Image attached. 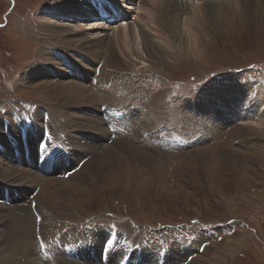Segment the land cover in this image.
<instances>
[{
    "label": "rangeland",
    "instance_id": "374dc122",
    "mask_svg": "<svg viewBox=\"0 0 264 264\" xmlns=\"http://www.w3.org/2000/svg\"><path fill=\"white\" fill-rule=\"evenodd\" d=\"M196 2L213 3L214 7L192 9L190 5H201ZM122 3L124 7L117 2L114 4L119 11V18L108 20L107 16L85 19L76 18L73 14L69 17L67 14L62 17L56 12L65 5L58 6L57 0H0V125L1 134L8 136L6 142L1 143L0 140V162L4 165L6 163V166L18 170L35 169L31 164L20 161L17 152L11 158L3 149L7 150L8 146L14 144L13 140H9L10 122L20 131V120L24 116H28L24 119L28 127L31 124L27 120L33 114L46 110L43 116L45 124L48 114L59 109L54 105V100L40 92L42 82L75 80L73 82L77 85L86 87L96 84V74L103 62L91 63L92 59L85 51L76 54L69 50L67 53L70 58L64 55L66 61L71 63L67 68L64 64L58 65V56L51 57L49 61H44L43 56V59H39L46 47H53L57 52L61 51V55L64 54L61 50L64 45L59 44V39L47 34L53 26L58 29L60 24H71L68 28L73 32L83 30L81 33L92 37L100 29L92 33L87 29L90 23L112 25L111 28L121 23L119 27L125 38L124 48L132 63L130 69L140 75L139 79L154 82L158 75L151 68L157 63L161 69L159 76H162L159 80L163 79L166 83L163 87L165 112H161L164 116L159 125H151L157 128L162 138L164 136L165 142L154 145L130 136L120 137L133 144L135 151L139 150L146 156H150L152 150L154 155L162 159L161 169L156 173L150 172L149 168L137 165L138 161L134 160L136 157L132 156L134 162H131L127 155V159H122L118 174L120 181L106 183L103 177L110 175V171L101 172L84 183L80 180L84 172L76 176L68 184L78 188L77 194L65 190L56 195L53 202L55 209L48 212L43 222L42 218L34 214L35 251L31 256L17 257L16 264H60L52 255L57 246L67 248L61 250L65 252L81 247L77 254L82 253V250L92 251L88 256V264H264V131L243 126V130L237 131L241 127L238 125L241 120H236V116L230 118L224 114L217 118L218 114L221 115L218 109L221 104L216 99L214 89L215 86H225L233 77L248 80L249 84L264 83V0L260 3L254 0L249 13L245 12L240 1L236 5L237 0H178L179 4L184 5L185 11H169L168 17H176L175 26L166 28L167 35L162 39L149 34V41L162 47L160 51H152L151 57L140 33L147 27L137 22L134 14L147 15L146 19L149 20L152 15L148 13L153 11L150 8L142 9L141 6L147 5L139 3L136 4L139 10L132 11L130 14L133 16H126L123 14L128 12L127 6L135 2L123 0ZM232 4L235 5L230 6ZM224 6L230 7L224 11ZM50 16L54 17L51 22L53 26H48L45 21L51 19ZM126 28H131L134 36L132 52L126 43ZM104 32L103 35H109L105 39V43H108L113 38V31L109 29ZM81 33L78 35L81 36ZM193 38L199 44L197 50L192 47ZM45 41L48 43L43 47L41 42ZM114 47L119 60L124 61L118 48ZM106 57L107 53L104 52L102 60ZM78 65H84L83 72L87 75L84 81H79L81 76L79 80L75 79L69 72H75ZM95 66L96 74L93 73ZM37 67L49 70L50 76L45 78L43 75L31 74L38 72L35 70ZM109 88L110 85L107 90ZM121 100L114 102L119 103ZM240 105H237V109ZM76 108L61 110L68 115H78L80 122L87 121L86 114L90 116L93 113L91 108L85 106ZM95 108L101 110L97 104ZM140 113H134L135 122ZM161 124L165 126L161 127ZM104 127L105 135L111 136L103 144L102 149L106 150V146L111 147V143L118 138L109 131L107 125ZM231 132L233 137L229 139ZM74 135L70 133V136ZM176 137L182 143L178 139L175 143ZM139 142L144 143L142 147ZM112 150L108 148L106 151ZM122 155L125 154L122 152ZM82 158L86 157H79ZM37 165L41 167L40 163ZM0 169L3 168L0 166ZM67 175L59 174L56 178L68 180ZM3 188L0 185L2 192ZM32 188L24 192L20 202L25 204L23 201H29L34 207L39 187ZM2 192L0 202L4 204L0 203V207H11L9 203L13 202L8 200V194L3 196ZM19 194L9 193L14 197H19ZM77 225L89 229L90 235L80 239L73 229ZM110 237L108 247L112 252L99 261L97 251ZM101 251V257H105L106 252ZM178 252L181 256L177 255ZM176 256L180 258L177 257V260ZM76 259L75 262L78 261Z\"/></svg>",
    "mask_w": 264,
    "mask_h": 264
},
{
    "label": "bare ground",
    "instance_id": "6f19581e",
    "mask_svg": "<svg viewBox=\"0 0 264 264\" xmlns=\"http://www.w3.org/2000/svg\"><path fill=\"white\" fill-rule=\"evenodd\" d=\"M162 1L163 0H143V2H137V0H134L135 4H129V6H127L126 8L128 12L123 14H126V16H128V14L132 13V11L136 10L137 12V8L139 10L140 7H137L136 4L139 3H142L144 6L147 5L146 7L141 6L142 9L150 8L151 11L154 12L148 13V15H152L153 17L152 18L150 16L148 18L149 20L146 19L147 15L142 16L138 13L134 14V19L137 22H140L141 25L147 27L146 30H141L140 33L144 38L145 47L148 51L149 57L153 56L152 51L157 52L162 50V47L159 44L155 45L152 44L151 40L149 41V36L154 35L156 38L162 39L167 35L166 28L168 29V27H170L171 25L175 26V23L177 21L176 17H168L169 11H172V9L183 13L185 11L183 8L184 5L179 4L178 0L177 2L176 0ZM239 1L244 6V8H242L245 9V12L249 13L252 5L254 4V0H237L236 5H238ZM257 1L258 3H260V1L262 0H256V2ZM116 2L117 4H123V0H57L58 6L65 5V7L57 10L56 13H58L59 15L61 14L60 16L62 17L68 15L69 17H71L70 15L73 14L74 16H76V18L78 17L87 19L88 17H97L101 19L100 17L107 16L109 17L107 18L108 20H110V18L117 20L120 14L118 13L119 11L115 9L114 4ZM196 3L201 4L202 2ZM233 5L235 4H232L230 6ZM230 6H224L222 9H225L224 11H226L227 7ZM91 7H93L94 12ZM190 7L192 9L205 7L210 8L214 7V4L207 3L201 5H190ZM112 9L114 10L113 14L117 16H114L112 14ZM145 10L147 12V9H144V11ZM120 13L122 14V11H120ZM54 15L56 16V14ZM130 15L133 16V14ZM53 18L54 17L45 20L49 24L48 26H53L51 25ZM90 24V28L87 29L92 31V33L100 29L98 33L92 34L94 35L92 37L84 35V32L81 33V31L83 30L73 32L68 28V26H70L71 24H60V27L57 26L58 29L53 26L52 30H49L47 34L50 36L52 35L54 39H59V44L64 45V48L61 49L62 53L64 54L61 55V51L57 52V50L53 47H46L41 52L39 59L41 60L44 57V61H49L52 60L51 57L58 56L59 59L56 57L58 65L63 66L62 64H64V66H66L67 68L68 66H71V63L66 61L67 59L64 57V55L66 54L69 57L67 53L69 50L76 54L85 51L88 54L87 56L92 59L91 63L103 62L101 63L102 66H100V71H98L99 73L96 74L95 72L97 69V65L94 67L93 73L96 74V84H91L90 87H86L77 85L75 83V80H70L72 82L69 81L62 83H51L49 81L42 82L39 86L40 92L45 93V96H47L51 100H54V105L58 106L59 108L56 110L57 112H54L52 110L50 115L48 114L49 118L47 122L44 124L43 116H45L44 113L46 112V110L42 109V113L40 111H38L39 113L35 111L36 113L34 112L35 114H33L27 120L31 124L28 127L26 126L24 120L25 118H28V116H24V119L20 120V131H17V126L14 123L10 122L11 125L9 131V140H13L12 142L14 143V147L8 146L7 150H5L4 148L3 151H5L6 154L11 158H13V155L15 154L14 152H17V158H19L20 161H24L26 164H31L32 166H34L35 171L33 170V172L30 169V171H26L23 169L18 170V168L16 167V169H13L10 166H6V163L4 165L2 162H0V166L3 168L0 169V185L4 186V191L2 192L1 189L0 191L2 192L3 196H6L8 194V200L13 202L9 203V205H11V207L9 208H7V206L0 207V264H16L17 257L22 258L34 253L35 247L33 241V231L35 228L34 223L36 219L34 217V214H37V218H42L43 222V218H46L48 216V212L51 213V211L55 209V205L53 202H55L54 197L56 195L65 190H70L77 194L78 188L71 187V184L68 183L76 176L81 175V173L84 172V175L80 178L83 183L86 182V180L88 181L92 177L99 176L101 172L105 173L106 171H110L111 173L110 175L103 177L106 183L120 181L118 174L120 173L119 171L121 169V163H123L122 159H127V155L130 157L128 160L131 162H134L131 160V157H136L137 159H134L138 161V164H136H141L142 166L149 168L150 172L156 173L159 169H161L160 165L162 163V159H160L158 155H154V152L152 150H150L151 155L146 156L139 150L135 151L134 145L129 141L124 140L125 138H120L122 135L127 138H129L130 136L135 139H140L141 141L145 140V143H153L154 145H160L161 143L165 142L163 134L162 138L160 135L161 133H159L157 128L155 129V126L152 127V123L157 125L161 122V117L164 116L161 112H165V109L163 108L165 107L164 104L166 98L163 87L166 83H164L163 79L159 80L161 79L159 77H162L159 76L161 71L160 65L157 63L154 65L152 64L153 66L151 68V71L154 70L156 76L158 75L157 80H155L154 82H145L144 80L139 79L138 76L140 75H138L133 69H130L132 67V63L131 61H129V53L126 52V49L124 48L123 43H125V38L120 31L122 30L120 29L122 24L120 23V27L115 26L114 24V27L112 28V25L104 26L101 23ZM77 26L80 25L78 24ZM100 26L103 27L99 28ZM109 29L113 31V38L112 40H109L108 43H105V39L109 37V35L107 33L103 35V33H105V30ZM127 30L128 33L126 34V43L129 47L130 52H132L131 42L133 41L134 36L131 28H126V31ZM72 32L73 34H71ZM78 33H81V36H79ZM170 34L173 35L172 31L170 32ZM58 36L61 37L58 38ZM72 36L75 38H73ZM193 40L194 41L192 42V47L195 48L194 50H197L199 44H197L196 42L197 39L193 38ZM47 43L48 42L46 41L41 42L43 47H45ZM114 46L118 48L124 61L119 60V56H117V52L115 51ZM104 52L107 53V57L102 60ZM78 66L79 67L75 70V72H69L75 79L79 80V77L81 76L82 78L79 81H84L83 79L85 78V76H87L83 72L84 65ZM35 70H37L38 72H32L31 74L43 75L45 76V78H47V75L50 74L49 70H43L42 67H37ZM65 70L67 71V69ZM151 73L152 72L149 71V74ZM153 77L155 78V76ZM92 80H94V78ZM250 80L252 81V79ZM247 81L248 80L233 77L230 79L229 83L225 84V86L219 85L214 87L215 95L217 96L216 99H218V101H220L219 103L221 104L220 108H218L217 103H215L216 108L220 109L219 111L221 114H218L216 117H223L224 114L225 117H228L229 115L230 118L236 116V120H241V122L238 124L241 127L237 126L239 127L236 129L237 131L243 130V127H250L252 128V130L256 129L257 131H264V83L257 81L258 83L249 84ZM109 85L110 88L107 90ZM118 95L119 97L118 99H116ZM114 100H121L122 102L115 103ZM105 102H109L111 104L106 105ZM112 103H115V105ZM240 103L241 105L237 109V105H239ZM96 104L99 105V108L101 107V110L95 108ZM226 104H229L228 108ZM83 106L91 108L93 110V113H91L90 116L86 114L88 119L87 121L83 122L79 121L81 119L78 115H68L66 112L61 110L62 108H80ZM210 107L213 108L212 105ZM244 107H246V109H244ZM213 109H215V107ZM74 110L75 109L71 111ZM136 111H139L141 113L140 116H137V121L135 122L136 116L133 115L134 113H136ZM224 111H226V113ZM97 112L99 113V117L97 115ZM255 112H257V114H253ZM261 115L262 117H260ZM94 116H97L95 117L96 119H92V117ZM147 121H149L150 123H147ZM138 124L144 127L145 130ZM163 124H161V127L165 126ZM104 125H107L109 131L111 130V133L115 134V136H117L118 138L111 143V147L106 146L107 149H113L110 152H107V149H102L104 148L103 144L107 142V139H111L110 135H105ZM1 133L2 127L0 125L1 143L4 141L6 142L8 136H5L4 134L2 135ZM70 133L75 135L70 136ZM85 133L89 135H86ZM230 137H233L232 132L229 134V139ZM177 139L179 140V143H182V140L179 139V137H176V139L174 140L175 143ZM34 141H36L35 144ZM142 143L143 142H139L141 147L144 144ZM122 152L126 156L122 155ZM81 156H84L86 158L79 159V157ZM39 163L41 166L40 168L37 165ZM71 171L75 172L71 173ZM67 173L69 174L67 175V177L69 176L68 180L56 178V175H65ZM53 175H55L54 178ZM32 186L39 187V192L35 196L34 202L36 203V205L34 207H32V204L29 201H23L25 202V204L20 202V199L24 197V192L29 191ZM11 192L17 194L21 193L19 194L20 198L18 196H10L9 193ZM0 203L4 204L3 202ZM75 227H73V229L75 230L74 232L75 234H79L80 239L82 236L86 235L87 237V234L90 235L89 229L84 227L81 228L78 225ZM110 239L111 237L108 239V242L103 245V247H100L99 251H97V253H99V261L101 259L103 261V258H107L108 253L112 252L108 247V245L110 244ZM64 248L65 247L58 248L57 246L56 249H53L52 251V255L54 256V258H57V261L60 262V264H88V256H90V252L92 251L82 250V253L77 254L79 253L81 247H79V249L77 250L69 249L68 252L61 251ZM181 249L183 250V247H181ZM101 250H103V252H106L105 257H103V255L101 257ZM177 255L181 256V253L178 252ZM177 257L178 256H176L175 259L178 260V258L180 257ZM74 259L78 260L79 262H75Z\"/></svg>",
    "mask_w": 264,
    "mask_h": 264
}]
</instances>
